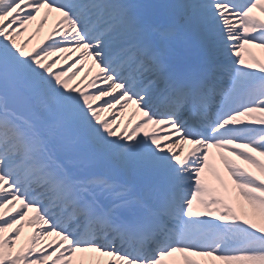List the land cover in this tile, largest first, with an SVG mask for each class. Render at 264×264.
<instances>
[{
  "label": "snow or ice",
  "instance_id": "1",
  "mask_svg": "<svg viewBox=\"0 0 264 264\" xmlns=\"http://www.w3.org/2000/svg\"><path fill=\"white\" fill-rule=\"evenodd\" d=\"M109 7L0 0V264H264V57L253 52L264 53V0L188 6L214 50L234 58L232 89L214 117L223 66L166 74L160 53L139 39L147 33L133 9L121 5L113 24ZM53 17L46 40L29 50ZM118 27L131 37L124 44L109 39ZM146 73L164 90L144 86ZM20 84L43 96L30 115L15 107ZM49 105L99 156L125 169L133 161L161 181L163 195L152 203L126 181L74 178L69 165L93 159L61 125L45 126Z\"/></svg>",
  "mask_w": 264,
  "mask_h": 264
},
{
  "label": "rangeland",
  "instance_id": "2",
  "mask_svg": "<svg viewBox=\"0 0 264 264\" xmlns=\"http://www.w3.org/2000/svg\"><path fill=\"white\" fill-rule=\"evenodd\" d=\"M63 2H65V1H63ZM188 2H189V4L190 5H192V4H205V3H207L208 2V0H188ZM108 19V18H107ZM113 20V19H112ZM54 22H55V17H53V18H51L49 21H48V23L47 24H45V26H44V28H43V30L41 31V33L38 35V36H35V38H34V43H31L30 45H32V44H36V43H38L41 39H42V37L47 33V32H49L51 29H52V27H53V24H54ZM112 23H115V22H117V19H115V20H113V21H111ZM39 23V17H38V20H37V22H34L33 24H30L29 26H28V31L27 32H25L21 37H20V40H19V42L20 43H24L30 36H32L33 35V33L35 32V29H36V27H37V24ZM123 28H117V30L116 31H114L113 33H112V36L111 37H109V39H111V40H117L118 41V39L120 38V36H121V33L123 34ZM29 45V46H30ZM258 49H253V52H255L256 53V55H258L257 53H258ZM260 54H262V57H264L263 55H264V53H260ZM261 56V55H260ZM234 58L233 57H231V56H228V58H227V60L228 61H230V62H232V60H233ZM90 63V62H89ZM232 66V65H231ZM231 66H230V68H231ZM94 69V68H93ZM95 71H96V69L93 71V73H95ZM221 74L223 75V76H225L226 75V73L224 72V71H222L221 72ZM79 79L80 78H76V80L77 81H79ZM152 82V81H151ZM151 82L149 83V84H151ZM148 84V85H149ZM106 115H108V113H105V116ZM26 233H25V231L23 232V234L21 235V236H23V238L24 237H26ZM19 244V243H18Z\"/></svg>",
  "mask_w": 264,
  "mask_h": 264
},
{
  "label": "bare ground",
  "instance_id": "3",
  "mask_svg": "<svg viewBox=\"0 0 264 264\" xmlns=\"http://www.w3.org/2000/svg\"><path fill=\"white\" fill-rule=\"evenodd\" d=\"M220 56L222 57V58H225V57H227V56H229V55H225V54H220ZM228 74H229V71L227 72ZM224 79V78H223ZM220 84V86H219V92L217 93V95L214 97V102L212 103V107L214 108L215 106H216V109H217V106H218V109H220L221 108V105H223V104H221V103H224L225 104V102H226V96H225V94L224 95H222L221 96V91L225 88V86H227V84L224 82V80L222 81V82H219ZM222 84V85H221ZM223 84H224V86H223ZM232 89V86H230L229 88H228V90H231ZM218 98H221V102L219 103V104H217L216 105V101L218 100ZM130 111V108L128 109V110H125L124 111V116H123V118H126V119H124V121H127V119H128V112ZM129 114H130V112H129ZM238 163H239V161H237ZM243 167H247L246 165H242ZM220 171H221V173L223 174V175H225V178L227 179V174H226V172L224 171V169L222 168V169H220ZM229 184H230V186H231V182H229Z\"/></svg>",
  "mask_w": 264,
  "mask_h": 264
}]
</instances>
